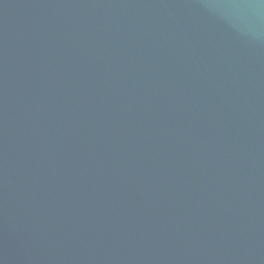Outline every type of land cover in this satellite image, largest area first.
<instances>
[{
	"label": "water",
	"instance_id": "water-1",
	"mask_svg": "<svg viewBox=\"0 0 264 264\" xmlns=\"http://www.w3.org/2000/svg\"><path fill=\"white\" fill-rule=\"evenodd\" d=\"M0 264H264V0H0Z\"/></svg>",
	"mask_w": 264,
	"mask_h": 264
}]
</instances>
